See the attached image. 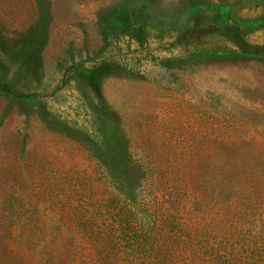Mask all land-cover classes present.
<instances>
[{
    "label": "rangeland",
    "instance_id": "1",
    "mask_svg": "<svg viewBox=\"0 0 264 264\" xmlns=\"http://www.w3.org/2000/svg\"><path fill=\"white\" fill-rule=\"evenodd\" d=\"M0 264H264V0H0Z\"/></svg>",
    "mask_w": 264,
    "mask_h": 264
}]
</instances>
